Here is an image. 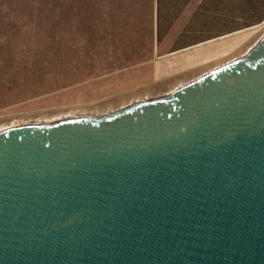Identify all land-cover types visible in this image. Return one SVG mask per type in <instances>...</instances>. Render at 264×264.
<instances>
[{
	"label": "water",
	"instance_id": "obj_1",
	"mask_svg": "<svg viewBox=\"0 0 264 264\" xmlns=\"http://www.w3.org/2000/svg\"><path fill=\"white\" fill-rule=\"evenodd\" d=\"M0 264H264V34L166 95L1 131Z\"/></svg>",
	"mask_w": 264,
	"mask_h": 264
},
{
	"label": "rangeland",
	"instance_id": "obj_2",
	"mask_svg": "<svg viewBox=\"0 0 264 264\" xmlns=\"http://www.w3.org/2000/svg\"><path fill=\"white\" fill-rule=\"evenodd\" d=\"M212 37L250 26L241 56L264 34V0H211ZM143 0H0V132L103 115L176 84L147 80ZM150 39V36H149ZM232 57V58H231ZM142 62V61H140Z\"/></svg>",
	"mask_w": 264,
	"mask_h": 264
},
{
	"label": "crops",
	"instance_id": "obj_3",
	"mask_svg": "<svg viewBox=\"0 0 264 264\" xmlns=\"http://www.w3.org/2000/svg\"><path fill=\"white\" fill-rule=\"evenodd\" d=\"M143 1L149 20L145 34L150 39L148 36L139 47V51H146V57L140 59L138 54L133 63H141L147 80L153 82L176 84L173 88L188 82L211 70L213 64L238 54L250 36L243 35L250 26L240 25L212 37L211 0Z\"/></svg>",
	"mask_w": 264,
	"mask_h": 264
},
{
	"label": "bare ground",
	"instance_id": "obj_4",
	"mask_svg": "<svg viewBox=\"0 0 264 264\" xmlns=\"http://www.w3.org/2000/svg\"><path fill=\"white\" fill-rule=\"evenodd\" d=\"M70 117H74L73 115L72 116H70ZM62 119H64V118H62ZM61 120V119H60ZM56 121H58V119L56 120ZM49 122H51V121H36V122H32V123H41V124H47V123H49ZM16 126V125H15ZM12 127V126H11ZM9 128V127H8Z\"/></svg>",
	"mask_w": 264,
	"mask_h": 264
},
{
	"label": "flooded vegetation",
	"instance_id": "obj_5",
	"mask_svg": "<svg viewBox=\"0 0 264 264\" xmlns=\"http://www.w3.org/2000/svg\"><path fill=\"white\" fill-rule=\"evenodd\" d=\"M170 92V91H169ZM168 93V92H167ZM166 93V94H167ZM173 101H175V99L172 97L170 100H169V102H173Z\"/></svg>",
	"mask_w": 264,
	"mask_h": 264
}]
</instances>
